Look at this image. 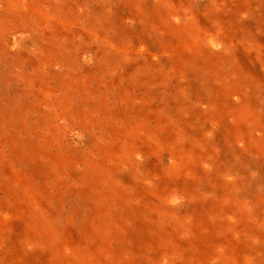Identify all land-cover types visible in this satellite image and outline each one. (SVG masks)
I'll use <instances>...</instances> for the list:
<instances>
[{"label": "rangeland", "instance_id": "374dc122", "mask_svg": "<svg viewBox=\"0 0 264 264\" xmlns=\"http://www.w3.org/2000/svg\"><path fill=\"white\" fill-rule=\"evenodd\" d=\"M63 128L86 133L69 150ZM118 198L127 215L88 223ZM182 222L204 264L231 246L264 264V0H0V263L79 264L66 245L84 264H192Z\"/></svg>", "mask_w": 264, "mask_h": 264}, {"label": "bare ground", "instance_id": "6f19581e", "mask_svg": "<svg viewBox=\"0 0 264 264\" xmlns=\"http://www.w3.org/2000/svg\"><path fill=\"white\" fill-rule=\"evenodd\" d=\"M205 46L207 48H210V49H213V48H216L215 45L213 44H210L209 42H207L205 44ZM33 52V51H32ZM208 53H210V51L208 50L207 51ZM211 56L210 54L203 57V60H205V62H208L211 60ZM60 117H62V115H58ZM57 117V116H56ZM90 117V121L87 125H85V127L89 126L90 125V122H93V116H88ZM120 120H122L120 118ZM119 119L116 121V123L113 125V127L116 129L117 131V134L120 133L119 135L122 136L123 135V131L121 133V130H118L119 126H118V121H120ZM58 122V121H57ZM101 124L102 121H101ZM92 125V124H91ZM62 126V124H61ZM74 126V125H72ZM91 129H94V127H90ZM126 128H128V126H125V131L127 132ZM114 131V130H113ZM140 132L142 134H145L144 132V129H141ZM158 132V135H162L163 134V130H159L157 131ZM86 133V131H84L83 129H75V128H72V129H67V128H63V131H62V134L63 136L65 135V137L67 138L68 142L66 143V148H70L72 145H74L73 143V139H79V138H82L83 139V135ZM105 135V138L107 139V142L106 144V151L107 153H109L110 155L112 156H115L116 155V151L114 150L115 148V145H116V142L118 140L117 138V135L116 137H112L111 136V133L109 131H105L104 133ZM164 135H166V137L168 136L167 133H164ZM178 137L176 136H172V141L169 143V142H164L168 147L169 149L172 151V160L176 161V156H177V153L175 151H177L179 149V152L180 151V146L177 145L178 143ZM76 144V143H75ZM150 145V144H149ZM128 148H125V150H121L119 151V155L123 158V161L124 162H127L128 164H132V165H138L139 163H143L144 160H145V155H148L149 152L146 154V151H147V147H141V146H137V147H133L131 148L128 144H127ZM33 147V146H32ZM71 150V149H69ZM149 150H152L153 151V147L152 148H149ZM18 153L21 152L20 149L17 150ZM124 152V153H123ZM167 156H165L164 158H166ZM180 160V159H179ZM162 162V161H161ZM164 162H166L164 160ZM122 163V162H121ZM180 163V162H179ZM163 164V163H161ZM72 182V181H71ZM103 182V181H102ZM121 186V185H120ZM223 187H224V184H223ZM107 189V188H106ZM182 199V198H181ZM176 200V199H174ZM179 201V200H178ZM181 201V200H180ZM122 203L123 201H121L120 198H118V200H113V201H110L108 203H106L105 205L101 204L102 206L100 207L99 211L96 212V213H92V215H90L89 217H87V220H88V223L93 225V222L96 219V215H98V218H104V217H107L108 219H113L114 216H123V214L127 215L126 213V209H124L122 207ZM92 204V203H91ZM133 206V205H132ZM36 208V207H35ZM131 208V207H129ZM128 210H133L131 211L130 214H128V220H126V224L130 225V222L132 218H135L134 219V222H140L142 223V225H144L145 227L147 225H149L150 223H152L150 225V228H155L156 230V236L157 238H155L156 240L158 239L159 241H163L166 243H170V232L168 231L167 229V224L166 223H162L161 220L158 221V224L156 223V220H153L152 222H150L148 219L149 215H147V211H141V210H136L134 211V209H128ZM104 212V214H102ZM206 220V218H204ZM183 223V222H182ZM162 224V225H160ZM107 226V225H106ZM169 226V224H168ZM250 227V226H248ZM181 231H180V240H181V244H183L184 242L188 244L189 246H184V247H190V246H193L194 245V242L198 241L199 240V244H198V247L197 249H199V251L197 250L198 254L197 255H194L193 254V261H192V264H204V263H209L208 260H210L208 257H204V255L202 253H200L201 251H203V249L208 252H212V250H210L207 245H205L204 243V236L202 237V229L201 227H197V226H189V225H185L184 223L181 225ZM113 229V228H112ZM115 229V228H114ZM262 229H264V226L262 227ZM197 231V232H195ZM206 232V231H205ZM107 233V232H106ZM192 233H196V236L194 237V239L192 240H189V236L190 234ZM244 235V234H243ZM108 237V236H107ZM100 238V237H99ZM239 238V237H238ZM89 240V239H88ZM87 240V241H88ZM189 240V241H188ZM75 241V240H74ZM193 244V245H192ZM92 246V245H91ZM133 246V245H132ZM62 250H63V254L66 255V259H69V260H66L67 262L72 260V259H75L76 262H78L79 264H84L83 261L80 259H78L77 257H73V253L68 251V249H66V245H63L62 247ZM69 248V247H68ZM171 248L173 250L174 253H177L178 250H177V247L174 245V244H171ZM231 248V251L229 252V254L227 255H220L219 256V260L217 261L216 264H233V262L236 260V258L238 257L237 255V251L238 248H236V246L234 247H230ZM218 249V248H217ZM184 248L180 247V253L183 252ZM191 251V249H190ZM214 251V250H213ZM218 252V251H217ZM79 253V252H78ZM145 254L147 253V251L144 252ZM219 253V252H218ZM173 254V253H172ZM76 255V254H75ZM149 257L151 256V254L148 255ZM147 256V257H148ZM73 257V258H72ZM126 257V256H125ZM212 257V256H211ZM106 260V259H105ZM174 260H176V258H174ZM172 258H170L169 256L165 255V254H162L160 256V260H159V263L157 264H172V261H174ZM113 262V261H111ZM238 262V261H237ZM180 263H182L180 261ZM1 264V263H0ZM28 264V263H27Z\"/></svg>", "mask_w": 264, "mask_h": 264}]
</instances>
